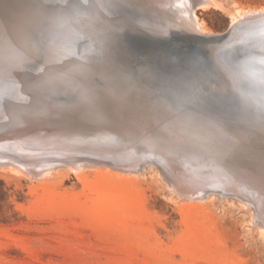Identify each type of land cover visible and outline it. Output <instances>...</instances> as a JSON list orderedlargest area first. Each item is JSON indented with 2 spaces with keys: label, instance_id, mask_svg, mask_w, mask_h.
I'll return each mask as SVG.
<instances>
[{
  "label": "bare ground",
  "instance_id": "6f19581e",
  "mask_svg": "<svg viewBox=\"0 0 264 264\" xmlns=\"http://www.w3.org/2000/svg\"><path fill=\"white\" fill-rule=\"evenodd\" d=\"M113 1L122 8L132 6L137 13L144 15L133 20L119 12L121 29L126 26L134 35L147 34L162 41L173 33L179 34L190 43L206 46V51L211 52L210 60L223 50H264V41L260 45L256 38L264 28L257 27L264 21V7L229 10L227 28L214 32L199 20L197 10L222 9L223 5L217 0H110ZM31 3L43 4L49 9L48 3L51 2L0 0V98L3 100L0 103V159H18L32 168L54 160L71 165V170L77 173L95 169L100 174L126 177L118 166L140 173L138 170L147 159L144 157L140 161L138 157L146 150L156 148L153 152L164 153L171 171H174V164L181 162V171L175 176L182 183L197 187L219 186L235 192L241 187L243 190L244 186L258 199L255 201L264 214V185L260 182L261 175H264V161L261 159L264 121H260V116H248L244 112L241 120L246 124L231 123L221 115L222 118L212 117L210 112L203 114L201 107L200 110L191 108L190 102L167 98L162 94V89L167 88L149 81L145 76L148 74L142 71H138L131 82L126 75L133 76L132 70L119 72L111 54V50L120 53L121 49L117 43L112 46L109 36L105 35L113 20L116 21L112 10L110 7H88L107 4V0H85V6L77 11H72L68 3L50 11ZM42 25L47 27L46 37L41 38V42H46L45 50L37 45L32 35L33 29ZM227 31L229 38L214 43ZM90 37L94 38L91 44L83 46L82 55H74L77 42ZM201 54L196 52L195 57ZM205 60L208 61L207 57ZM38 68L44 69L43 75ZM237 76L225 68L223 78L232 89L245 96L237 85L241 76ZM143 81L152 87L150 92L146 91ZM206 87L208 92L205 93L209 96L218 90L213 84ZM148 92L150 96H146ZM147 99L161 107V114L153 115L148 110ZM163 99L167 100L164 102ZM251 103L264 110V102ZM2 129L5 130L1 132ZM165 131L170 135L181 133L182 138L179 143H168L166 151H161L157 143ZM236 136L245 139L243 151L233 147ZM121 161L135 162V166L119 164ZM8 166L12 172L20 173V170ZM202 190L204 192V188ZM236 195L235 198L237 192ZM248 202H244L246 206ZM249 204L251 208L253 205ZM263 224L259 235L264 237Z\"/></svg>",
  "mask_w": 264,
  "mask_h": 264
},
{
  "label": "rangeland",
  "instance_id": "374dc122",
  "mask_svg": "<svg viewBox=\"0 0 264 264\" xmlns=\"http://www.w3.org/2000/svg\"><path fill=\"white\" fill-rule=\"evenodd\" d=\"M217 1L222 9L197 10L199 20L214 32L227 28L229 10L264 7V0ZM189 57L183 51L171 64L186 66L190 73L208 71L210 62L202 54ZM144 83L150 92L152 87ZM149 100L148 110L161 114V107ZM181 138V133L165 131L158 148L166 151L168 143ZM154 150L138 157L147 159L140 173L118 166L126 177L95 169L77 173L54 160L32 168L18 159L1 158L0 264H264V237L259 235L264 214L253 193L243 186L235 198L236 192L224 187L182 183L175 176L181 162L171 171L164 153ZM246 198L254 207L246 206Z\"/></svg>",
  "mask_w": 264,
  "mask_h": 264
},
{
  "label": "water",
  "instance_id": "95a60500",
  "mask_svg": "<svg viewBox=\"0 0 264 264\" xmlns=\"http://www.w3.org/2000/svg\"><path fill=\"white\" fill-rule=\"evenodd\" d=\"M48 1L51 2L48 3V7H50L49 9L44 8L45 6H43V4H31L34 7L44 8L47 11H50L53 7L58 9L60 4L65 5V3L80 4L81 7L86 4L85 0ZM41 2H43V0H41ZM107 2V5H109L112 10V16L116 21L113 20V24H111L112 26L105 35L109 36L108 38L111 40L112 46L117 43L119 49H121L120 53H114L113 50H111V54L113 55L116 67L119 68V72H127L130 69L132 70L131 72L133 75H137L138 71H142V73L148 74L145 76H148L147 78L149 81L167 88L162 89V94L164 96L175 101L181 99L184 102H190L189 105H191V108L195 107L200 110L199 107H201L205 112L203 114L210 112L212 117L217 115L222 118L221 116H223L226 121H230L231 123L236 122L246 124L245 121L241 120L243 119L241 115L245 112V115L248 116H250V114L260 116V121H264V110L260 105H253L251 103L252 101L255 103L264 102V58L261 57L264 56V50L246 52H238L239 50H223L216 54V58H213L212 56V59L210 60L211 52L209 53L206 51V46L190 43L187 39L181 38V35L179 34L173 33L167 38V40L162 41V39L148 36L147 34L134 35L130 33L129 28L126 26L121 29L119 22L121 20L118 19L121 16L119 12L124 13L127 18H132L133 20L138 19V16L141 14L137 13L132 6L122 8L114 1L111 3L110 0H107ZM79 8L71 9L72 11H77ZM148 21L151 22L150 19H148ZM45 26L42 25L33 29L32 33L37 41V45L40 48H43V50H45L46 42H41V38L46 37L45 33L47 32V27L45 28ZM260 26H264V21L257 27ZM227 33L228 31L224 36H220L214 40V43L221 42L224 38H229L230 35H227ZM92 38L94 37L86 38L77 42L73 54L77 57L81 56L83 46L91 44L90 41ZM256 38L258 42H260V45H262V42L264 41V28L256 35ZM185 46L186 49L183 48ZM183 51H187L190 58H194L196 52H199V54L202 53V55L207 57L208 61H210L208 71L202 73L194 71L190 73L184 70L188 68H186V66L183 68L181 67V69L174 67L171 64L173 58L176 54ZM44 54L45 53H42V55ZM107 54H109V52H107L106 55ZM134 61H137V63L135 64ZM35 63L36 62L33 64ZM125 63H128V66H126ZM37 64L38 61L36 65ZM137 64L140 65L139 68L136 67ZM122 65L126 66V68ZM225 68H228L238 76H241L240 78L242 79H238L237 85L243 91L247 99L239 91L232 89L230 85H228L227 80L223 78ZM126 76L131 82L133 81V76ZM208 84H213L216 88L218 86V90L214 91L211 96L206 95L205 93L208 92L206 87ZM205 95L207 97H205ZM163 100L165 102L167 99ZM2 101L3 100L0 98V103ZM246 110H249V112H246ZM224 128L227 129L228 127L224 126ZM4 130L5 129H2L1 132Z\"/></svg>",
  "mask_w": 264,
  "mask_h": 264
},
{
  "label": "snow or ice",
  "instance_id": "6c2138e0",
  "mask_svg": "<svg viewBox=\"0 0 264 264\" xmlns=\"http://www.w3.org/2000/svg\"><path fill=\"white\" fill-rule=\"evenodd\" d=\"M69 7H71V8H79V7H81V5L80 4H70ZM88 7H90V8H105V7H109V5L103 4V3H99V4L88 5ZM37 71L41 75H43V73H44V69L43 68H38ZM232 142H233V147L236 150H238V151H243L245 149V147H246L245 139L243 137L236 136V137L233 138ZM261 159H262V161H264V150H262ZM260 182H261L262 185H264V175H261Z\"/></svg>",
  "mask_w": 264,
  "mask_h": 264
}]
</instances>
